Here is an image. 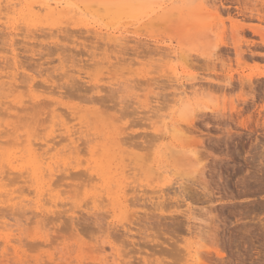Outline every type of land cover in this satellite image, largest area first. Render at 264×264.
<instances>
[{
  "label": "rangeland",
  "instance_id": "374dc122",
  "mask_svg": "<svg viewBox=\"0 0 264 264\" xmlns=\"http://www.w3.org/2000/svg\"><path fill=\"white\" fill-rule=\"evenodd\" d=\"M0 264H264V0H0Z\"/></svg>",
  "mask_w": 264,
  "mask_h": 264
},
{
  "label": "bare ground",
  "instance_id": "6f19581e",
  "mask_svg": "<svg viewBox=\"0 0 264 264\" xmlns=\"http://www.w3.org/2000/svg\"><path fill=\"white\" fill-rule=\"evenodd\" d=\"M23 30V29H22ZM17 34V33H16ZM69 34V33H68ZM37 37V36H36ZM22 63V62H21ZM26 69V68H25ZM11 88V87H10ZM13 89V88H12ZM72 93V92H71ZM101 99V98H100ZM33 108H34V106H32ZM66 137V136H65ZM67 139V138H66ZM92 139V138H91ZM85 143V142H84ZM69 144V143H68ZM86 144V143H85ZM184 187V186H183ZM181 190V189H180ZM184 191L183 192H185V189H183ZM177 234V233H176ZM181 239V238H180ZM180 239H178V240H180ZM176 240V239H175ZM176 243H177V240H176ZM175 243V244H176ZM172 248V247H171ZM177 248V247H176ZM180 249V248H179ZM176 250V249H175ZM172 251V250H171ZM178 251V250H177ZM188 253V252H187ZM185 255V254H184ZM188 256H189V253H188ZM182 258H183V255H182ZM197 258V257H196ZM18 259V258H17ZM179 259V258H178ZM198 260V259H197ZM185 263V262H184Z\"/></svg>",
  "mask_w": 264,
  "mask_h": 264
}]
</instances>
